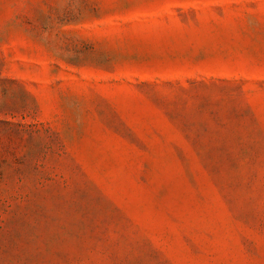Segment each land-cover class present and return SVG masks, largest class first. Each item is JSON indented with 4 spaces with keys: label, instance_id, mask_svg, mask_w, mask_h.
<instances>
[{
    "label": "rangeland",
    "instance_id": "374dc122",
    "mask_svg": "<svg viewBox=\"0 0 264 264\" xmlns=\"http://www.w3.org/2000/svg\"><path fill=\"white\" fill-rule=\"evenodd\" d=\"M0 264H264V0H0Z\"/></svg>",
    "mask_w": 264,
    "mask_h": 264
}]
</instances>
